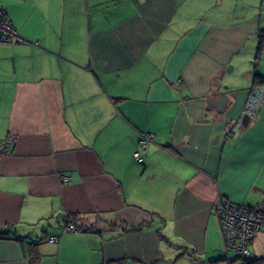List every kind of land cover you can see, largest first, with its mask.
<instances>
[{
  "label": "crops",
  "instance_id": "obj_1",
  "mask_svg": "<svg viewBox=\"0 0 264 264\" xmlns=\"http://www.w3.org/2000/svg\"><path fill=\"white\" fill-rule=\"evenodd\" d=\"M0 9L23 38L0 42V143L13 139L0 154V228L22 237L0 238V264H29L30 243L38 264H234L217 259L215 206L264 205V102L232 130L254 73L264 78V0ZM220 96L221 111L208 107ZM62 214L78 233H60ZM246 255L264 256V230Z\"/></svg>",
  "mask_w": 264,
  "mask_h": 264
},
{
  "label": "built area",
  "instance_id": "obj_2",
  "mask_svg": "<svg viewBox=\"0 0 264 264\" xmlns=\"http://www.w3.org/2000/svg\"><path fill=\"white\" fill-rule=\"evenodd\" d=\"M11 22L8 20L4 10L0 9V42H22ZM264 102V83L250 88L247 92L243 108L238 116L237 123L232 127L235 130L240 124L244 115L253 119L258 109ZM152 138L151 133L143 132L138 139V148L133 152L134 159L142 162L141 148H145ZM12 138L8 137L0 143V154L9 151ZM215 214L222 237L223 252L237 254L244 258L250 250V244L256 233L264 230V211L255 206L249 207L229 201H218L215 206ZM80 229L72 222L63 226L60 233H78ZM45 239L49 242H57L58 235H48ZM103 264H121L120 261H106Z\"/></svg>",
  "mask_w": 264,
  "mask_h": 264
},
{
  "label": "trees",
  "instance_id": "obj_3",
  "mask_svg": "<svg viewBox=\"0 0 264 264\" xmlns=\"http://www.w3.org/2000/svg\"><path fill=\"white\" fill-rule=\"evenodd\" d=\"M263 43H264V30H259V32H258V46H257V51H256L257 54L261 50V47H262ZM263 83H264V78L259 73L255 72L254 75H253L252 86L250 88H252V87H254L256 85H259V84H263ZM240 205H246V206H249V207H255L254 205H250V204H240ZM73 218H74V216L70 215V214H68V215L62 214L60 216V219L63 220V222L65 224H67L69 222L74 223ZM137 228H139V227H137ZM84 230H88V229L86 228ZM0 238H3V239H11V238H13V239H17V240L22 239V237H20V236L15 234L14 229H13L12 226H6L4 228H0ZM43 239H44L43 237L38 239V242L43 240ZM35 246H36L35 243H30V245H29V248H28V252H29L28 263L29 264H38V258L39 257H38V253L36 251V247ZM224 258H226V254L223 252V250H221L220 253H219V256L217 257V259L218 260H222ZM216 260H212L211 262H214ZM243 264H264V256H261V257H259V256L246 257V258L243 259Z\"/></svg>",
  "mask_w": 264,
  "mask_h": 264
},
{
  "label": "water",
  "instance_id": "obj_4",
  "mask_svg": "<svg viewBox=\"0 0 264 264\" xmlns=\"http://www.w3.org/2000/svg\"><path fill=\"white\" fill-rule=\"evenodd\" d=\"M226 100H227L226 96H220L218 98L210 99L208 102V107H212V105L214 104V105H216V109L218 111H221ZM249 120H250L249 116L244 115L241 119L240 124L242 126H246L248 124ZM236 123H237V121H236ZM263 208H264V205H263Z\"/></svg>",
  "mask_w": 264,
  "mask_h": 264
},
{
  "label": "rangeland",
  "instance_id": "obj_5",
  "mask_svg": "<svg viewBox=\"0 0 264 264\" xmlns=\"http://www.w3.org/2000/svg\"><path fill=\"white\" fill-rule=\"evenodd\" d=\"M240 74H242V72H240ZM242 79H244V77H243V76H242ZM229 255H230V257H231V258H234L236 254H235V253H233V252H230V253H229ZM246 257H250V255H249V256H248V255H246ZM241 261H242V259H240V258H237V259L234 261V264H235V263H237V262H238V264H239V263H241Z\"/></svg>",
  "mask_w": 264,
  "mask_h": 264
},
{
  "label": "flooded vegetation",
  "instance_id": "obj_6",
  "mask_svg": "<svg viewBox=\"0 0 264 264\" xmlns=\"http://www.w3.org/2000/svg\"><path fill=\"white\" fill-rule=\"evenodd\" d=\"M233 126H235V124H233L232 127H233ZM257 207H258V206H257ZM259 208H261V209L264 211V208H263V207H259Z\"/></svg>",
  "mask_w": 264,
  "mask_h": 264
}]
</instances>
